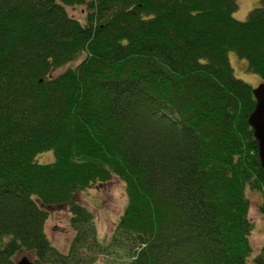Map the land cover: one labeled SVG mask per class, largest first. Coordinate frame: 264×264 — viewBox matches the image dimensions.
<instances>
[{
    "label": "trees",
    "instance_id": "16d2710c",
    "mask_svg": "<svg viewBox=\"0 0 264 264\" xmlns=\"http://www.w3.org/2000/svg\"><path fill=\"white\" fill-rule=\"evenodd\" d=\"M65 5H83L84 22ZM236 7L0 0V264L22 252L34 264H264V242L254 253L248 240V191L264 217L252 87L227 59L264 82V0L244 20ZM45 150L52 161L37 162ZM111 177L125 203L101 240L74 196ZM59 205L73 231L65 252L44 230Z\"/></svg>",
    "mask_w": 264,
    "mask_h": 264
},
{
    "label": "rangeland",
    "instance_id": "374dc122",
    "mask_svg": "<svg viewBox=\"0 0 264 264\" xmlns=\"http://www.w3.org/2000/svg\"><path fill=\"white\" fill-rule=\"evenodd\" d=\"M259 5L260 0H237V7L232 16L236 20H244L248 11ZM64 10L68 16L78 20L80 23L84 22L85 8L83 5H65ZM81 58L82 55H79L69 65H76ZM227 59L236 78L241 79L251 87L256 86L260 82L256 74L246 69L245 61L237 57L232 51L227 52ZM64 66L56 69L53 73L60 72ZM34 159L39 163H47L52 161L53 154L50 150L41 151L34 156ZM247 197L249 199L247 217L252 224L248 240L255 253L264 242V217L258 209L261 193L258 191H248ZM74 198L92 213L97 238L101 240L102 238L107 239L125 203L122 183L116 177H111L105 183L92 185L86 190L77 192ZM47 212L48 216L44 224L46 237L50 244L58 251L65 252L73 236V231L68 225L69 215L66 206H49ZM81 251L83 256L86 255L84 257L85 261H87V257L97 255L94 252L83 249ZM23 255L32 259L30 254L22 252L16 256L15 260H18ZM98 258L100 260L95 259L93 264H102L101 255ZM108 259H112V257H108ZM120 261L123 262V259ZM114 262L113 264H115Z\"/></svg>",
    "mask_w": 264,
    "mask_h": 264
},
{
    "label": "water",
    "instance_id": "95a60500",
    "mask_svg": "<svg viewBox=\"0 0 264 264\" xmlns=\"http://www.w3.org/2000/svg\"><path fill=\"white\" fill-rule=\"evenodd\" d=\"M254 99L252 110L247 115V124L251 128L253 138L257 143V158L264 170V82H259L251 88ZM15 264H34L27 256L23 255Z\"/></svg>",
    "mask_w": 264,
    "mask_h": 264
}]
</instances>
